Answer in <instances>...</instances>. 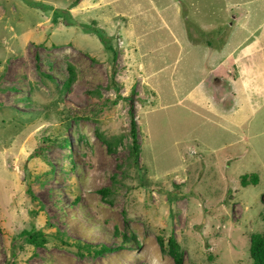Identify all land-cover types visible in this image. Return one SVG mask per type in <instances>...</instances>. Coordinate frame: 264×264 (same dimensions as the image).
<instances>
[{
    "label": "rangeland",
    "instance_id": "374dc122",
    "mask_svg": "<svg viewBox=\"0 0 264 264\" xmlns=\"http://www.w3.org/2000/svg\"><path fill=\"white\" fill-rule=\"evenodd\" d=\"M223 5L0 0V264L31 225L113 252L49 243L27 248L22 264H173L156 241L163 230L183 264H253L250 237L264 232V26L245 38ZM198 43L214 46L209 64ZM94 97L106 106H89ZM250 174L256 183L241 185Z\"/></svg>",
    "mask_w": 264,
    "mask_h": 264
},
{
    "label": "trees",
    "instance_id": "16d2710c",
    "mask_svg": "<svg viewBox=\"0 0 264 264\" xmlns=\"http://www.w3.org/2000/svg\"><path fill=\"white\" fill-rule=\"evenodd\" d=\"M104 44L106 43L104 42ZM106 48L109 49L110 46L108 45ZM112 74L110 73V77L112 76V78H114V80H112V87L116 88L120 84L115 80L116 72H112ZM94 98L95 99L90 101L89 106L92 104L96 107L106 106L104 104L105 99H100L98 97H94ZM90 99H91V95H90ZM54 104H56L55 101ZM62 110L64 112H67L65 108H63ZM129 114L131 116L130 118L131 127L129 133L132 135L134 140V143L131 145L130 152L134 155V158H137V155L140 152L139 146L137 145L138 143H136L137 127H136L134 115L132 114V112H129ZM255 177H256L255 174H250V177L248 179H246V177H243L240 183L243 186H249L248 184H255L257 181ZM27 187L28 185L26 186L28 197L32 200H37L36 197L33 195V192L31 191L30 187L28 188ZM100 192L102 197L104 198L105 197L104 190H101ZM156 241L160 249L163 252L165 251L171 257L173 264H183V257L181 256L182 252L180 249V245L173 232L171 231L166 232L165 230H163L162 233H159L156 236ZM49 243H53V245L63 248L75 247L78 253L80 254L91 253L95 257L104 256L107 253L113 252L111 246L105 245V243L97 244V246L96 245L93 246L90 244L82 245L80 242L74 241L75 244H72L70 238L64 233L56 231V233L53 235H46L39 229H36L34 225H31L21 229L18 233L14 235L13 238H11L9 245V257L4 264H22L24 262L22 256L27 253V248L30 247L32 249H35L38 247H46ZM249 243H250L249 253L253 264H264V232L252 235L250 237ZM119 247L121 246H117L116 248Z\"/></svg>",
    "mask_w": 264,
    "mask_h": 264
},
{
    "label": "crops",
    "instance_id": "0c3cea01",
    "mask_svg": "<svg viewBox=\"0 0 264 264\" xmlns=\"http://www.w3.org/2000/svg\"><path fill=\"white\" fill-rule=\"evenodd\" d=\"M217 1L218 3L224 4L223 9L222 6H220V9L222 10L218 12L219 15L225 17L227 16L230 22L237 21V24L232 25V27L235 30L242 31V35H244L245 38L251 37L253 30H256L264 26V0H217ZM251 7H255L254 8L255 10L249 15L248 19H246L245 18L246 14L244 10H248ZM252 25H255L254 29L252 28ZM218 39H220V42H223L221 37H219ZM207 42L208 44H210L209 40ZM225 46L227 45L224 42L222 47ZM194 47L196 48L199 47L198 48L199 50L203 49L204 52L207 53V55H205V60L208 61L209 64L212 56L214 55V46L212 45L206 46L203 43H198ZM222 47L219 54L222 53ZM208 48H211V50ZM208 54H210V57L208 56ZM227 55H229V53Z\"/></svg>",
    "mask_w": 264,
    "mask_h": 264
}]
</instances>
